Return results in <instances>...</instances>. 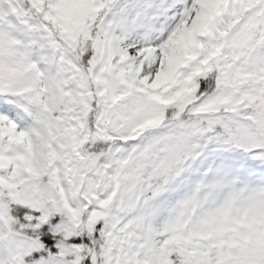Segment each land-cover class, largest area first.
Segmentation results:
<instances>
[{
  "label": "snow or ice",
  "instance_id": "1",
  "mask_svg": "<svg viewBox=\"0 0 264 264\" xmlns=\"http://www.w3.org/2000/svg\"><path fill=\"white\" fill-rule=\"evenodd\" d=\"M0 264H264V0H0Z\"/></svg>",
  "mask_w": 264,
  "mask_h": 264
}]
</instances>
